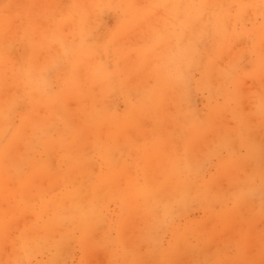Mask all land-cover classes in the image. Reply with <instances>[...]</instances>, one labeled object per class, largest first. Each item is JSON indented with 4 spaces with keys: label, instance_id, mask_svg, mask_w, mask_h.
<instances>
[{
    "label": "rangeland",
    "instance_id": "obj_1",
    "mask_svg": "<svg viewBox=\"0 0 264 264\" xmlns=\"http://www.w3.org/2000/svg\"><path fill=\"white\" fill-rule=\"evenodd\" d=\"M0 115V264H264V0H0Z\"/></svg>",
    "mask_w": 264,
    "mask_h": 264
},
{
    "label": "bare ground",
    "instance_id": "obj_2",
    "mask_svg": "<svg viewBox=\"0 0 264 264\" xmlns=\"http://www.w3.org/2000/svg\"><path fill=\"white\" fill-rule=\"evenodd\" d=\"M107 171H108V169H107ZM73 213L77 214L76 215L77 217L76 218L74 217V219L76 220L78 226H80L82 228L81 229V231H82V234H81L82 240L87 241V239L90 238V233L87 234V233H84V231H87L91 227V225L97 221L96 214L98 213V211L95 208H93V207L82 208V207H80L78 205V209L74 208V212Z\"/></svg>",
    "mask_w": 264,
    "mask_h": 264
}]
</instances>
